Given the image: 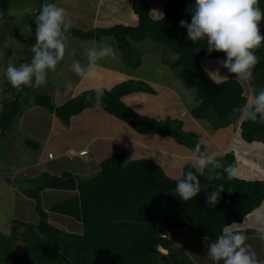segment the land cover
<instances>
[{
  "label": "trees",
  "instance_id": "trees-1",
  "mask_svg": "<svg viewBox=\"0 0 264 264\" xmlns=\"http://www.w3.org/2000/svg\"><path fill=\"white\" fill-rule=\"evenodd\" d=\"M45 2L36 0L34 15L38 14ZM47 2L57 3L56 0ZM193 5L188 0H168L163 7L164 18L161 20L151 17L147 0H132L131 10L137 16L135 25L117 23L107 27H90L86 31L72 26L68 35L82 41L110 39L122 63L130 69L141 66L142 54L135 46L137 43L151 41L163 45L177 56L172 62L163 61L173 72H170L171 77L169 73L167 76L173 82L186 83V77L179 70L182 68L191 78L195 90L193 100L178 107L186 109L187 117L190 115L196 121H207L213 135L220 144L223 143L222 146L218 141L215 143V140L200 138L198 134L185 130V123L179 117L157 119L145 112L134 111L131 106H135V100L143 102L145 100L139 98H147V94L142 93H156L151 84L140 79L123 81L111 89L104 88L105 95L99 105L94 99L92 102L86 101L87 96L94 95L89 90L77 92L60 106H54L51 96L46 94L36 95L32 103L47 109V113L66 128L71 118L83 111L100 110L124 123L136 135L170 139L172 143L187 149H172L173 153L189 152L191 155L197 142L201 143L202 151L210 154L219 152L227 144L219 130L225 132L227 129L226 132L231 135L235 133L240 118L232 109L246 103L247 97L242 83L227 79L217 84L202 65L204 60L225 58V54L215 51L209 54L206 41L194 44L187 38V31L180 27L179 21L191 22ZM259 6L264 11V0H259ZM260 28L264 35V20ZM255 54L261 62L253 70L255 79L252 86L259 90L264 88V46L255 50ZM31 56L32 53L16 66L29 62ZM153 79L148 81H163L160 77ZM4 88L5 97L0 102V138L12 130L24 101L23 96L30 89L22 87L17 92L8 82ZM160 108L170 114L178 112L173 106L168 109L161 104ZM239 129L240 138L246 143L260 142L264 154V122L241 120ZM215 155L226 164L237 166L233 152ZM189 170L198 175L201 184L208 185V192L223 184L225 191L221 193L215 208L207 205V193L204 191L187 202L181 200L173 191L180 175L170 179L156 161L150 158L128 160L124 152L100 161L97 173L89 179H81L69 172L60 176L44 174L37 179V187L24 190L26 196L35 199L38 221L27 223L13 220L9 235L0 231V264H162L163 260H167V264H194L172 242L168 236L170 231L185 230L196 237L214 240L226 225L234 221L242 222L246 215L262 204L264 183L236 177L229 179L226 173L222 174V179L209 181L202 174L204 169H198L190 162L182 166V171ZM35 181L32 177L25 184L32 185ZM44 189L75 193L50 207L48 212L79 223L81 234L63 231L49 222L40 200V192ZM246 235L258 234L249 228ZM18 243L22 244L20 254L16 251ZM161 250H165L166 254H162Z\"/></svg>",
  "mask_w": 264,
  "mask_h": 264
},
{
  "label": "rangeland",
  "instance_id": "rangeland-1",
  "mask_svg": "<svg viewBox=\"0 0 264 264\" xmlns=\"http://www.w3.org/2000/svg\"><path fill=\"white\" fill-rule=\"evenodd\" d=\"M95 0H57L62 5L65 6H73L75 10L67 8L69 11L70 19L72 21V26L76 27L79 30L86 31L90 29V24L87 22L90 21V14L86 12H82L76 10L75 6H86L89 11H92V6ZM103 3L104 7L100 5L97 7V11H94V21L95 25H98L101 21L104 27L111 26L117 23H124L129 24L125 16L128 12L129 2L128 0H99ZM132 1V0H129ZM148 3L151 2L150 7V14L151 17H158L156 8H163L164 5L167 3L168 0H147ZM190 3L195 4V0H188ZM150 4V3H149ZM57 5H59L57 3ZM79 6V7H80ZM35 8H36V0H0V10L4 13L3 22H0V50L4 51V57L0 60V87L5 89V83L7 82L6 78L4 77V71L7 67L8 63H12L17 65L21 59L27 58L31 55L30 47L33 45L34 37H35ZM93 17V15H92ZM152 17V18H153ZM87 24V26H86ZM84 27V28H83ZM93 40L89 41H82L72 36H69V49L66 53L67 59L69 60H76V57L80 58L82 64L87 65V50L92 47ZM110 41V39H108ZM136 48L142 54V62L141 66L137 69H130L126 67L122 61L118 50H117L115 59L114 58H107L105 63L107 65H103L102 62L98 61V65L105 66L108 68L109 71L113 72L111 75L108 73H102L101 68L99 67L100 72L96 73L94 79L92 80H85L78 85L77 92L82 90H89L96 85H100L103 88L111 89L117 84L128 81L130 79H140L152 85V82H149L148 79L150 77H160L162 78L167 73L172 72L168 65H165L163 61L172 62L176 59V55L171 53L168 49H166L163 45L153 43L151 41H142L137 43ZM80 50H82L80 52ZM80 52V53H79ZM77 58V59H78ZM226 59V58H225ZM224 59V60H225ZM210 63L205 62L203 66L207 71L208 67H210ZM59 66L53 73H57ZM98 68V67H95ZM94 68V69H95ZM220 68V65H218ZM218 68L213 67L210 73L215 71H220ZM93 69V70H94ZM181 75L186 77V86L181 89H174L173 95H167L165 91H157L155 95L149 96L150 106L153 107L154 115L153 117L160 116L161 113L165 111V109H157L158 106L156 101H163V106L169 109L173 106V108L177 109L180 104H186V102H191L194 97V86L191 78L187 76V73L184 69H179ZM209 74V72L207 71ZM103 74L104 76H100ZM173 74V72H172ZM221 75H227L228 79H235L243 84L245 94L247 97V101H249L253 96V86L251 83H246L243 81L238 80L233 74L230 73H221ZM112 76V77H111ZM78 77L76 73L72 75L71 78H67L64 80V89L66 90V85L71 82L73 84L74 80ZM53 74L50 73L47 85L42 86L39 88H30L28 93H25L23 96V103L21 105V110L18 116L15 118L14 123L12 125V130L8 133H5L2 138H0V231L5 234L9 235L11 230V223L13 220L27 222V223H36L38 218L35 213V199L24 194V190L26 188H35L37 187V179L40 178L42 175H52L57 176L63 173L65 169L69 167H73L76 163V159L73 162H69V159L73 158L68 153H65L67 156H61L59 158V148L54 147L52 143H48L47 139L49 136V131L44 133V129L47 126L48 128V120L42 119L39 120L38 123H31L29 120L30 118L33 120H37L39 118V111L43 110L48 112L47 109L43 107H38L32 103L33 97L39 94H46L52 97L53 86L54 82L56 84V80H53ZM60 80V79H59ZM61 82V81H60ZM51 85V87H50ZM76 84L73 85V88ZM111 87V88H110ZM155 88L154 86H152ZM72 88V89H73ZM174 88V87H173ZM176 91V92H175ZM141 94V93H140ZM147 94L148 93H142ZM179 96H178V95ZM189 96V97H188ZM5 94L4 91L0 92V102L4 99ZM61 96H57V100H61ZM145 101H148V98H139ZM134 105L138 107V105L142 106V102L135 100ZM149 105H145L144 109L148 111L151 107ZM134 111L138 112L137 108L131 106ZM168 112V111H166ZM187 113L186 110H182L179 119L184 121L183 114ZM140 113V112H138ZM175 113V112H174ZM180 113V111L178 112ZM161 117V116H160ZM190 119L192 117L189 115ZM116 120V119H114ZM194 120V119H192ZM192 122L190 120H186L185 125L186 129L192 131L195 134H198L200 138H205L210 141H214L219 145H223V143H219L216 136L213 135L214 133L211 131L210 125L207 121H196ZM22 122H24L22 124ZM60 122V121H59ZM118 122V126L122 127V130L129 132H133L132 129L125 126L124 123L116 120ZM22 124V125H21ZM105 129V127H104ZM109 130V129H108ZM237 131L234 133L233 144L231 145L232 152L236 156V160L238 161L239 172L243 173V175L251 176V173L255 171L256 175L259 174L257 170H251L249 168L248 160H252L256 157L264 160L263 156H261V149L263 148L260 146V143L256 144H249L244 145L243 147L238 146L240 143L237 139L236 135ZM48 133V136H47ZM134 133V132H133ZM239 133V132H238ZM111 134V133H110ZM135 134V133H134ZM51 135V131H50ZM42 136V138H41ZM139 136V135H136ZM166 140V139H165ZM170 140V139H168ZM203 140V139H202ZM167 141V140H166ZM164 141L165 150L169 149L167 146V142ZM170 142V141H168ZM26 143V144H25ZM31 145L32 146H27ZM176 146L177 149L180 151L187 150L183 146H180L176 143H172V147ZM35 146V147H34ZM242 146V145H241ZM162 146V149L164 148ZM131 151V150H130ZM172 150H168L169 153ZM220 152H222L220 150ZM64 153V152H63ZM124 153L127 156L128 160L135 159L131 153H128L124 150ZM48 154H51L52 158H48ZM112 154H105V158ZM175 154V153H172ZM215 154V153H214ZM180 157L182 156L180 153H177ZM254 155L255 158L252 156ZM83 153L80 154L78 160L83 157ZM104 156V155H103ZM69 158V159H68ZM103 158V159H105ZM217 158V157H216ZM54 160L52 163L50 161ZM98 160L93 159L91 160V166L97 165ZM191 165L195 167L194 162L190 161ZM260 163V162H259ZM182 164V161H181ZM56 165L57 168L55 172L49 169V166ZM264 166V163H260V167ZM69 169V168H68ZM165 175L170 179H176L182 171V167L176 168L173 170H169L171 175L168 174L167 170L165 171L164 168H161ZM252 171H250V170ZM260 171L261 169L258 168ZM71 171V170H70ZM71 173V172H69ZM97 173V172H96ZM96 173H86V174H79L77 173L81 179H89L93 177ZM202 174L208 178L210 172L208 168H205L202 171ZM27 175V176H26ZM28 177V178H25ZM36 179L34 184L27 185L25 181L27 179ZM75 193L69 191H60V190H52V189H44L40 192V200L41 206L44 211L48 214V220L51 224L55 225L56 227L60 228L63 231L81 234L82 227L79 223H76L72 219L67 217H63L57 214H53L48 212L49 208L53 205L64 201L72 197ZM264 200V199H263ZM263 203V202H262ZM172 232V233H171ZM174 232V233H173ZM171 236V240L175 244V246L179 247L187 257L194 263V264H214V262L207 256V243L211 242V239L205 240V238H197L196 236L190 234L189 232L182 230V231H170L169 233ZM177 241V242H176ZM188 241L189 243L186 244ZM258 242V243H257ZM264 241H262L259 237H249L246 243L250 244L254 248V244H259L261 246ZM186 244V245H185ZM16 251L18 254L22 252V244H17ZM162 254H166L165 250L160 251ZM160 264V262H159ZM162 264H167V260H163ZM222 264V262H221Z\"/></svg>",
  "mask_w": 264,
  "mask_h": 264
},
{
  "label": "clouds",
  "instance_id": "clouds-1",
  "mask_svg": "<svg viewBox=\"0 0 264 264\" xmlns=\"http://www.w3.org/2000/svg\"><path fill=\"white\" fill-rule=\"evenodd\" d=\"M192 9L190 23L183 19L179 21L180 27L187 31V38L194 44L198 41H206L209 54L214 51L224 53L226 59L218 61L220 66L227 69L228 73L233 74L238 80L251 83L255 79L253 70L261 62L255 50L264 46V35L261 34L260 28L261 21L264 20V11L259 6V0H195ZM157 13L163 20L164 14ZM3 18L4 13L0 10V22H3ZM34 22L35 43L30 47L32 53L30 61L18 66L8 63L4 71L7 82L17 92L21 91L22 87L46 86L49 72L56 71L69 49L68 34L72 21L69 12L64 7L46 0L41 5L38 14L35 15ZM115 55L116 50L101 38L98 45L87 50V65L82 64L80 60H73L72 71L85 80H92L96 75L93 69L97 62L106 57L114 58ZM3 57L4 51L0 50V60ZM209 75L211 78L214 77L212 80L217 84L228 79L227 75L222 76L218 70ZM72 88L73 85L69 82L66 85L65 95L71 92ZM3 91L0 87V92ZM89 91L94 95L87 96L86 101L92 102L94 99L99 105L105 95V89L96 85ZM253 93L249 101L232 109L233 112L239 114V123L241 120L252 123L264 122V88L253 89ZM239 123L235 132L239 130L240 136ZM241 141L244 142L242 139ZM244 143L249 145L254 142ZM260 146L263 147L262 144ZM261 154L264 158L263 148ZM49 155L51 154H48L51 158L52 156ZM255 159L257 162L264 163V160L258 157ZM191 160L198 169H209V181L222 179L224 173L229 179L237 176V166L217 159L214 153L202 151L199 142L191 150ZM216 170H222V172ZM260 181L264 183L263 180ZM207 189L208 185L201 184L198 175L189 170L181 171L173 191L185 202L204 191L207 193V205L215 208L219 203L221 193L225 191L224 186L219 184L215 190L210 192ZM249 228L253 229L264 241V205L254 208L242 222L234 221L226 225L214 240L207 243V256L214 264H221V262L222 264H264V261L257 258L251 245L246 243L248 239L246 232ZM207 239L205 237V240Z\"/></svg>",
  "mask_w": 264,
  "mask_h": 264
},
{
  "label": "crops",
  "instance_id": "crops-1",
  "mask_svg": "<svg viewBox=\"0 0 264 264\" xmlns=\"http://www.w3.org/2000/svg\"><path fill=\"white\" fill-rule=\"evenodd\" d=\"M57 2V0H56ZM129 7H128V12L125 16V19H127V21L129 22V24H125V25H135L137 23V16L135 14H133L132 10H131V2L129 1ZM60 7H64L67 11H69L67 8H70L72 10H75L73 8V6H65L60 4L59 2H57ZM56 3V4H57ZM94 3H96L94 6H92V11H89V9H87L86 6H80V5H76L75 8L76 10L82 11V12H86L90 14V21L92 19V22H88L91 24V27H104V25H102L101 21H98L99 24L95 25V21H94V11H97V7L100 5L101 7L103 6V3H101L99 0H95ZM150 7H151V2H149ZM80 6V7H79ZM157 12H162L163 13V8H156ZM158 14V13H157ZM93 15V17H92ZM151 15V14H150ZM153 17V16H152ZM155 19L159 18L158 17H153ZM124 24V23H121ZM100 41H96L93 40L91 42L92 47L96 46L99 44ZM109 46L113 47L112 43L110 41H105ZM82 50H80L81 52ZM79 52V53H80ZM117 52V50H116ZM67 55H65V58L60 62V64L58 65V71L57 73H53V77H54V81L56 80V84L54 82V86H53V92H52V103L54 106H60L62 105L64 102H66L68 99H70L72 96H74L76 94V89L78 87V85L83 81V78H81L80 76H78L72 85L76 84L75 87L72 89L71 92H69L67 95H65V91L64 89V80L67 78H71L72 75L75 73L72 71V61L73 60H68L67 59ZM76 57V60H80V58ZM108 57L103 58L100 60V62L103 63V65H107L105 63V61L107 60ZM109 58H113V57H109ZM226 58V57H225ZM225 58H218V59H214V60H204L202 61V65L205 62L210 63V67H208L207 71L210 74L211 69H213V67L218 68V65H220L218 63V61H222ZM115 59V57H114ZM93 71L96 73L100 72L99 67L101 68V72L104 73H108L109 75H111L113 72L109 71L108 68H106L105 66H101L97 65ZM221 68V66H220ZM219 69V68H218ZM219 73H224V72H228L227 69L225 68H221L219 69ZM103 74H100V76H104ZM170 76H172V74L169 72ZM97 75V74H96ZM95 75V76H96ZM168 75V73H167ZM164 75L161 79L163 80L162 82L160 81V83H156V82H152V86H154L156 92L157 91H165L167 95H173V91L174 89H181L183 87L186 86V83H180L176 80L171 81L170 78ZM112 77V76H111ZM157 77V76H156ZM152 80L153 77H150ZM60 79V80H59ZM212 79H214V77H212ZM61 81V82H60ZM51 87V85H50ZM174 87V88H173ZM187 87V86H186ZM105 88V87H104ZM111 88V87H110ZM176 92V91H175ZM139 94V93H138ZM156 94V93H155ZM178 95V94H177ZM57 96H61V100H57ZM149 96H153V95H147L148 100L150 99ZM179 96V95H178ZM151 100H149L150 102ZM158 106L156 107L157 109H162L160 108L161 104H164L163 101H156ZM161 103V104H160ZM149 105L150 104L147 101H143L142 102V106L138 105V107L135 105L134 108H137L138 112L144 114L143 112H145L146 115L153 117V107H151L148 111H146L144 109L145 105ZM184 106V105H183ZM183 107H178L176 113H172L170 114V112H166V110L161 113V117L157 116L155 118L157 119H164L168 116L173 117H180V114L182 113V110H186V109H182ZM39 118L37 120H33L30 118V122L31 123H38L39 120L45 119L48 120V128L47 126L44 129V133L49 131V136L47 139L48 143H52L54 145V147L59 148V158L61 156H66L65 153L70 154L71 156L73 155L72 159H69V162H73L75 158L76 159V163L73 167H69L65 169L63 171V173L65 172H71L72 174H86L88 173H96L98 171V166L97 165H93L91 166V160L96 159L98 160V164L100 161L103 160V158H105V154L109 155L112 153H119V152H124V150H126L128 153H131L133 157H135V159H139V158H150L154 161H156L161 168H164V170L168 172V174L171 175L169 170H173L176 168H181L184 164L192 161L191 160V155L189 154V152H179L180 150L174 145V147H172V141L168 140V139H163V138H159V137H151V136H136V134H134L133 132H127L125 130H122V127L116 125L118 124V122H115L116 120H114L113 118H111L110 116H107L106 114H104L103 112H101L100 110H85L82 113H80L79 115L71 118L70 122H69V126L66 128L61 122H59V120L57 118H55L53 115L48 114L47 112L40 110L39 111ZM182 118H184V123L186 122V120H190L192 122H195L194 120L190 119L187 117V113L185 112V114H183V116H181ZM24 122H22L23 124ZM21 124V125H22ZM186 125H184L185 127ZM105 127V129H104ZM109 129V130H108ZM48 130V131H47ZM50 131H51V135H50ZM227 129L225 130V132H222L219 130V134L222 133L221 138L224 137V140L227 141V144L225 146L222 147L221 151L219 150V152H212V153H219V154H223L224 152H229L232 151V147L231 145L233 144V138L235 135H231L229 132H226ZM239 130L237 131V134ZM111 133V134H110ZM237 139L239 141V145L240 147L244 148L245 144L244 142L241 141L240 136L236 135ZM220 137V136H219ZM42 138V136H41ZM227 138V139H226ZM164 141H166L168 144L167 146H169V149L165 150L166 147H164ZM170 141V142H168ZM242 145V146H241ZM162 146L164 147L162 149ZM179 150L178 152L182 155L181 157L179 155H177V153L172 154L173 151H171L172 153H169L168 150ZM131 150V151H130ZM64 152V153H63ZM83 153V157L78 160V156L80 154ZM104 155V156H103ZM254 157V155H252ZM67 157V156H66ZM110 157V156H109ZM49 158V157H48ZM53 159V157H51ZM108 158V157H106ZM54 160L50 161L51 163ZM182 161V164H181ZM194 162V161H192ZM261 163V162H260ZM260 163L256 161V159H254V162L252 160H248V165L249 168L251 167V170H257L259 172V174L256 175L255 171L253 173L250 174L248 173L249 171L247 170V174L248 175H243V174H237L236 177L241 178V179H246V180H263L264 181V169H262V166L260 167ZM195 164V163H194ZM57 166L56 165H51L49 166V169L52 170L53 172H55ZM261 169L260 171L258 170ZM264 168V166H263ZM238 169V165L237 168ZM71 170V171H70ZM250 170V169H249ZM250 170V171H251ZM252 172V171H251ZM62 173V174H63ZM60 174V175H62ZM57 175V176H60ZM264 205V201L261 204V206ZM248 215H246L243 220L245 218H247ZM242 220V221H243ZM251 229V228H250ZM182 231V230H180ZM179 232V230H178ZM168 236H171L170 234ZM249 237H259V235H249L247 236ZM199 238V237H197ZM173 242V241H172ZM177 242V241H176ZM188 244L189 242L186 241ZM258 243V242H257ZM185 244V245H186ZM252 249L256 252L257 254V258L261 261H264V247H263V242L261 244V246H259V244H254V248L253 246H251Z\"/></svg>",
  "mask_w": 264,
  "mask_h": 264
},
{
  "label": "built area",
  "instance_id": "built-area-1",
  "mask_svg": "<svg viewBox=\"0 0 264 264\" xmlns=\"http://www.w3.org/2000/svg\"><path fill=\"white\" fill-rule=\"evenodd\" d=\"M49 156H51V155H49Z\"/></svg>",
  "mask_w": 264,
  "mask_h": 264
}]
</instances>
